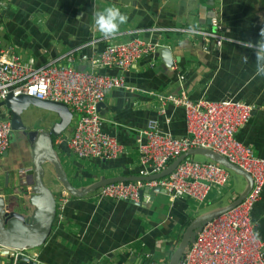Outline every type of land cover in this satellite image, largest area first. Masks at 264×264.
I'll return each instance as SVG.
<instances>
[{
	"label": "crops",
	"instance_id": "obj_1",
	"mask_svg": "<svg viewBox=\"0 0 264 264\" xmlns=\"http://www.w3.org/2000/svg\"><path fill=\"white\" fill-rule=\"evenodd\" d=\"M109 6L119 7L128 21L114 37L104 38L93 27V13ZM214 18L234 43H205L195 36L167 31L212 29ZM262 30L264 0H0L3 45L34 66L71 63L80 70H92L82 54L96 56L111 40L139 36L160 44L154 54L143 56L127 70L97 68L101 74L126 79L127 87L107 91L99 108L104 130L125 146L124 154L112 160L81 159L73 154L68 140L78 115L68 130L54 138L69 181L80 190L108 178L155 175H142L145 169L137 148L139 132L149 120H157L162 130L176 137L188 136L184 108L168 104L163 112L159 94L187 92L194 101L235 99L255 105L237 138L264 157V76L256 75L255 50L239 43L258 41ZM162 46L171 48L172 63L160 53ZM242 55L249 56L247 64ZM0 117L11 119L9 108L2 103ZM22 119L26 130H13L9 149L0 155V198L13 212L28 216L40 206L35 200L33 145L59 118L31 105ZM44 182L57 198L58 215L46 242L28 251L37 264H170L187 227L200 216L230 206L248 184L244 176L233 175L230 185L213 189L205 203L164 191L145 194L140 203L99 199V189L83 197L65 198L67 190L48 161ZM252 218L257 235L264 240V190ZM13 252L21 251L0 248V264H32Z\"/></svg>",
	"mask_w": 264,
	"mask_h": 264
},
{
	"label": "built area",
	"instance_id": "obj_2",
	"mask_svg": "<svg viewBox=\"0 0 264 264\" xmlns=\"http://www.w3.org/2000/svg\"><path fill=\"white\" fill-rule=\"evenodd\" d=\"M167 31L188 34L217 45L235 42L224 33V26L217 18L213 19L212 29L170 28ZM159 47L160 44L139 36L114 39L96 56L83 53L82 60L88 62L92 70H80L71 63L28 64L13 48L4 46L0 38V103L11 93L63 102L74 116L78 115L74 133L68 140L73 154L81 159H116L126 148L104 130L99 105L107 91L126 88L127 83L123 75L101 74L97 68L127 70ZM67 58L70 62L73 60L72 55ZM158 97L163 112L168 104L184 108L189 134L176 137L162 130L157 120H149L137 138L140 162L145 169L142 175L158 174L183 154L207 149L244 169L253 182L238 206L199 227L181 264H264V240L257 235L252 218L264 190V157L256 155L252 147L237 138L256 106L235 99L194 101L187 92L159 94ZM12 133L11 119L0 117V155L9 149ZM232 176V171L217 161L200 162L188 157L167 177L106 184L98 190L97 196L140 203L142 189L159 187L170 196L205 203L213 189L220 191L229 186ZM64 194L65 198L70 196L68 191ZM0 248L4 247L0 245Z\"/></svg>",
	"mask_w": 264,
	"mask_h": 264
},
{
	"label": "water",
	"instance_id": "obj_3",
	"mask_svg": "<svg viewBox=\"0 0 264 264\" xmlns=\"http://www.w3.org/2000/svg\"><path fill=\"white\" fill-rule=\"evenodd\" d=\"M159 51L161 54H165L168 62L172 63L173 54L170 47L162 46ZM2 104L7 106L11 112V122L14 131L26 130L27 127L24 125L22 115L24 110L31 105L52 111L57 114L59 118V120L52 125L49 131L42 132L37 136L33 145V179L37 188L35 200L39 202L40 206L36 207L33 212L29 213L28 216H23L6 207L5 200L0 198V245L11 250L21 251L19 254L13 252V255H17L19 259L31 261L32 264H37V262L32 260L35 256L33 254H29L28 251L37 248L46 242L52 232L54 222L58 215L57 198L54 192L44 182V163L46 161L51 162L55 166L58 179L62 182L64 188L70 193V195L75 197L86 196L90 192H94L110 183L131 182L135 180L149 181L167 177L176 170L183 160L195 154L205 155L209 159L226 166L236 174L244 176L248 182V186L230 206L200 216L187 227L183 234L179 248L175 251L171 258L170 264H181L183 255L191 243L192 237L195 236L196 230L201 225L206 223L208 220L220 216L238 206L245 199L252 188V177L244 169L231 163L227 158L212 150L194 149L177 158L165 170L158 174L144 177L142 179L131 177L108 178L95 183L86 190H80L69 181L67 172L63 168L54 148V138L62 135L73 123L74 114L70 108L63 102L41 100L27 94L14 96L12 93L8 95ZM101 105L102 104L100 103L99 108ZM159 191L164 190L159 187H145L142 189L141 193L143 197L145 194H153Z\"/></svg>",
	"mask_w": 264,
	"mask_h": 264
},
{
	"label": "clouds",
	"instance_id": "obj_4",
	"mask_svg": "<svg viewBox=\"0 0 264 264\" xmlns=\"http://www.w3.org/2000/svg\"><path fill=\"white\" fill-rule=\"evenodd\" d=\"M128 16L119 7L109 6L93 13V27L99 31L104 38L114 37L121 25L126 24ZM239 43L249 49H254L256 53V75L264 76V30L260 34L258 41L241 40ZM242 62H249L248 55H242Z\"/></svg>",
	"mask_w": 264,
	"mask_h": 264
},
{
	"label": "rangeland",
	"instance_id": "obj_5",
	"mask_svg": "<svg viewBox=\"0 0 264 264\" xmlns=\"http://www.w3.org/2000/svg\"><path fill=\"white\" fill-rule=\"evenodd\" d=\"M42 109V108H41ZM41 112H43V114H45V111H41ZM195 156V159L197 160V161H200V162H205V161H208L209 160V158L207 157V156H205V155H202V154H195L194 155ZM232 171V170H231ZM232 174L235 176V175H238V174H236L235 172H233L232 171ZM247 186H248V184H246L244 187H243V191H245V189L247 188Z\"/></svg>",
	"mask_w": 264,
	"mask_h": 264
}]
</instances>
